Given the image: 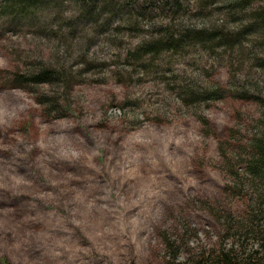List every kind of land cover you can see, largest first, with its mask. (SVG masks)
I'll return each mask as SVG.
<instances>
[{
	"label": "rangeland",
	"instance_id": "obj_1",
	"mask_svg": "<svg viewBox=\"0 0 264 264\" xmlns=\"http://www.w3.org/2000/svg\"><path fill=\"white\" fill-rule=\"evenodd\" d=\"M135 1L121 13L133 0H43L14 15L0 0V264H163L165 234L184 239V260L222 246L264 256V182L248 172L264 32L184 37L234 36L264 0L240 14ZM165 27L187 43L139 60ZM45 69L62 80L13 88Z\"/></svg>",
	"mask_w": 264,
	"mask_h": 264
},
{
	"label": "trees",
	"instance_id": "obj_2",
	"mask_svg": "<svg viewBox=\"0 0 264 264\" xmlns=\"http://www.w3.org/2000/svg\"><path fill=\"white\" fill-rule=\"evenodd\" d=\"M81 1L84 6L85 3H90L89 7H91L92 3H96L99 5V8L102 10L107 9V3L106 0H79ZM255 0H220V2L223 4V8L229 9V12H234L235 14H240V12H243L246 10L247 7H249ZM43 0H5L4 8L8 9L9 12L14 13V15L19 14L18 10H23L27 7H37L40 3H42ZM150 2L151 6H159L161 5L165 7H178L174 13L178 14L177 12L181 10L183 6V0H146V3ZM207 2L212 1H206ZM138 4L135 0L132 2H127V4L120 6V12L124 13L126 12V8L129 6H134L133 4ZM162 3V4H160ZM214 3V2H213ZM135 4V5H136ZM160 4V5H159ZM228 4V5H227ZM147 7H151V6ZM227 5V6H226ZM162 6V7H163ZM205 5H203V8H206ZM15 10V11H14ZM131 13V11H128ZM143 11H138V16H142L141 14ZM204 14V13H203ZM242 18V17H241ZM163 30H165L166 33H169V38L167 41L165 40H157L156 42L149 43L147 45H144L143 47L139 48L138 50V58L141 60L146 54H157L161 51V49H164L165 47H180V44L183 39V36L181 39L175 38V35L173 32H170L169 27H165ZM264 32V7L262 9H259L255 13H253V21L251 23H247L244 25V28L238 32L234 36H230L226 33H211L207 32L205 30L201 31H193L189 30L184 34V37L188 36L189 38H194L198 43H203L204 41L207 42H216V38H221L225 43L230 42H236L237 40L242 38V36L245 33H254V32ZM234 40V41H233ZM184 43H187V40L184 41ZM235 44V43H234ZM186 45V44H185ZM136 54V55H137ZM62 72L56 71L54 69H45L42 71L33 72L30 75L26 74H16L15 79L13 80V88H19L20 85L25 83H36V84H53L56 81L62 80ZM264 124V120L262 121ZM252 154H250V162L248 167V172L252 175H254L255 180H258L261 182H264V131L261 132V135L258 136L255 141H253L252 144ZM230 161V160H229ZM258 220H255L256 222H262L264 220V209L263 207L260 209L259 214L257 216ZM263 223V222H262ZM262 228L261 224L257 225V228L254 227V229H250L247 231V235L249 234H255L257 229ZM163 242L165 245V256L163 264H264V256L263 253H261L259 250L255 249L254 246H251L250 251L245 250V252L241 253L238 249H236L235 246L226 247L222 246L221 249H215L211 251L210 254L206 255L205 253H197L192 254L190 253L188 259L182 258V252H183V242L184 239L180 238L178 235L174 234H165L163 237ZM263 245H259V247ZM249 249V248H248ZM262 254V255H260Z\"/></svg>",
	"mask_w": 264,
	"mask_h": 264
}]
</instances>
